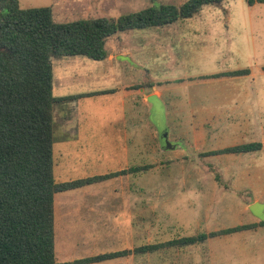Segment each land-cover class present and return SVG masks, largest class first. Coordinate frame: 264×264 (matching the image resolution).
<instances>
[{"label":"rangeland","instance_id":"1","mask_svg":"<svg viewBox=\"0 0 264 264\" xmlns=\"http://www.w3.org/2000/svg\"><path fill=\"white\" fill-rule=\"evenodd\" d=\"M187 1L19 3L23 8L51 6L55 21L68 22L117 19ZM116 45L120 55L113 63L86 56L54 58L53 95L66 98L55 104L54 127L67 118L85 126L80 139L55 143L54 175L63 182L119 171L125 165L148 167L55 195L57 260L120 252L123 255L80 264H264V224L190 246L173 243L202 232L264 222V148L209 153L264 143V1L205 5L194 17L167 26L118 32L107 39L109 51ZM238 69L249 74L222 75ZM129 83H142L146 91L151 90L148 83L166 89L162 103L152 102L151 117L140 108L139 98L138 116H129V101L124 107L121 97ZM149 119L159 133L156 143ZM130 134H137L138 144L132 141V147ZM159 141L160 151L155 149ZM98 155L106 162L94 159ZM150 244L159 248L137 251Z\"/></svg>","mask_w":264,"mask_h":264},{"label":"trees","instance_id":"2","mask_svg":"<svg viewBox=\"0 0 264 264\" xmlns=\"http://www.w3.org/2000/svg\"><path fill=\"white\" fill-rule=\"evenodd\" d=\"M223 1L188 0L180 6L161 4L117 19L98 17L57 22L51 6L23 8L19 0H0V264H80L123 255L113 252L58 261L55 195L148 167L124 168L63 182L56 180L54 107L66 98L53 95L54 58L86 56L103 60L109 54L107 39L118 32L167 26L194 17L205 5ZM225 73L222 75L242 76L249 74V70ZM262 148L264 143L252 142L209 153H244ZM261 224L264 222L202 232L173 243L184 247ZM157 248L158 245L150 244L137 251L153 252Z\"/></svg>","mask_w":264,"mask_h":264},{"label":"crops","instance_id":"3","mask_svg":"<svg viewBox=\"0 0 264 264\" xmlns=\"http://www.w3.org/2000/svg\"><path fill=\"white\" fill-rule=\"evenodd\" d=\"M107 50H108L109 54L103 60L109 61L110 63L115 62L117 60L116 57H118L120 55V54H118L119 51L117 50V45H116L115 49L109 51V48L107 47ZM103 60H100V61H103ZM134 72H137V70H135ZM53 81H54V72H53ZM148 86L151 88L150 91H146L147 88H145L142 83H138V84L129 83V84L125 85L122 88L123 89V91L121 92L122 105L124 107H127L128 106V101H129V104H130V107L128 109L129 116H132V112L135 114V117L138 116V113H139V106H138L139 101L137 102L138 98L141 101L140 108L142 107L145 115H147V113H148L150 117L152 115L151 110L153 108V103H154L153 101H159L160 103H162L161 98L163 97L164 91L166 89L164 87L156 86L155 84L151 85L150 83H148ZM57 98H62V97H57ZM150 107H151V109H150ZM161 117H162V121H163V123L165 125L167 123L166 110H165V112L163 111V114L161 115ZM149 120H150L149 121V125L153 129L154 123H153V121L151 119H149ZM84 129H85V126L83 124L82 125L81 124L78 125L76 123H70L68 118L65 119L64 122L59 123V125L54 128V145H55L56 142L64 143V142H68L69 140H72V139H75V138H77L75 140L80 139L82 137L81 132ZM152 129H151V131H152ZM153 131L154 132H152V133L154 134L155 143H156L157 139H159V133H157L156 128H154ZM128 137H129V134L126 133V139ZM132 141L135 142L134 145L138 144L137 143V134H136L135 138H132V136L130 134V145H131V147H132ZM155 146H156L155 149H159L160 141H159V143L157 142V144ZM131 147H129V149L127 148V150L124 152V154L126 156L129 155ZM159 151H160V149H159ZM94 159H96L100 163L106 162L105 159H100V155H98L97 157H94ZM90 160L91 159H89L88 162ZM128 161H129L128 158H126L125 162L127 163ZM100 163H98V164H100ZM125 166H126V169L131 167V166H127V165H125ZM122 169H123V167L120 170H122ZM115 171H118V170H115ZM129 174H131V173L129 172ZM89 177H91V176H89ZM258 200L259 199H255V200H253V202H254L253 204H251V205L248 204L247 205L248 209L250 210V208L253 207L257 203ZM255 222L259 223L257 221H255Z\"/></svg>","mask_w":264,"mask_h":264}]
</instances>
